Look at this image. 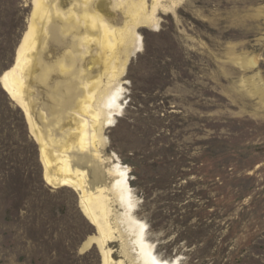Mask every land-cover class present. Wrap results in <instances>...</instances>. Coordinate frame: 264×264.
<instances>
[{
    "label": "rangeland",
    "instance_id": "1",
    "mask_svg": "<svg viewBox=\"0 0 264 264\" xmlns=\"http://www.w3.org/2000/svg\"><path fill=\"white\" fill-rule=\"evenodd\" d=\"M40 1L41 17L35 0H0V79L31 45L32 22L46 29L21 96L0 82V264H143L142 249L166 264H264V0H145L139 22L107 0L109 28L131 35L107 75L87 0ZM157 2L167 8L146 24ZM100 76L93 112L111 87L119 108L109 123L103 112L96 146L66 155L87 189H107L105 246L81 191L47 180L36 139L53 158L68 133L76 142L81 83ZM119 177L129 208L113 191Z\"/></svg>",
    "mask_w": 264,
    "mask_h": 264
},
{
    "label": "bare ground",
    "instance_id": "2",
    "mask_svg": "<svg viewBox=\"0 0 264 264\" xmlns=\"http://www.w3.org/2000/svg\"><path fill=\"white\" fill-rule=\"evenodd\" d=\"M106 1L107 0H93V1L87 0L88 3H86L87 8H88L87 15L88 16L90 15V17H92V20H91L92 22L100 23L99 28L103 32L102 38L100 40V44L103 46L105 51L102 52L101 54H99V53L96 54L94 56V60L96 61V63L100 64V70L103 72L104 75H107L108 70L111 69V67L109 66V63L114 62V60L116 61L118 56H120L121 52L125 49V46L127 44V37L129 34L128 30L130 29L128 25H127L128 27L126 26L127 28H125L123 31L109 28V26L107 25L105 18L103 16V14L105 12ZM136 1L130 2L129 0H118L119 6H121L123 8L126 7V13L127 14L131 13L130 14L131 20H133V19L136 20V18H138V16H140L146 10L145 0H143V1L138 0L137 2ZM155 1H159V0H155ZM35 3H36V11H37V13H39L40 17L43 14H47V12L49 10L46 9V6L44 4H42L40 0H35ZM154 5L155 6L152 7L153 10H152L151 14H149V17H148L149 21H147L146 24H149L151 21L154 23L158 21V19L155 17V14H156L159 7L162 6L163 8H167L166 6L162 5L159 2H157ZM138 22H139V18H138ZM128 23H129V21H128ZM66 26H68V25L66 24ZM79 28L80 27H77V29H79ZM45 35H46V29H45L44 25L42 26V22L41 21L40 22H38V21L32 22V24L29 28V32L27 33L26 38H25V42H26L25 45H27L29 43L28 42L29 40H32V41H30V42H32L31 45L29 44L27 48L22 46V49L20 50L19 54H17L18 56H17L16 62H15V65L9 71H7L2 76V78L0 79V82L3 83L5 89L9 93H11L12 95L21 96L22 88L24 85V82H23L24 73L30 74L31 72L35 71L36 67H38L37 65H38L39 60H40L39 55H41L40 54L41 53L40 48L43 47V44L45 41V39H44ZM130 39H131V37H130ZM121 56H122V54H121ZM72 59H74V57H72ZM116 70H117V68L115 69V72H116ZM110 72H111V70H110ZM117 73H120V71ZM32 74H35V73H32ZM89 75L90 74H88V76ZM112 75H113V73H112ZM117 75H119V74H117ZM92 80H94V79L91 77H88L87 80H83V82L81 83L83 85L84 93L81 96L82 98L80 100H78L77 110H74L75 111L74 113H76L79 117L82 118L81 122H79L78 125L73 126V128L76 131H78V133H79L77 141L73 143L72 142V135L70 133H68L66 135L68 137V141H67L68 143L64 146H61V149L58 150L59 154L58 155L56 154L55 156H57V157L53 158L51 153L47 150V147H46L47 144L45 143V141L42 138H40L39 136H36L37 137L36 139H38L40 141V143L42 144V146H41L42 147V160L46 166L45 176H46L47 180L51 183H54V184L56 181L59 180V182L61 184H69L71 186H74L75 189H78L81 191L82 200L81 199L80 200L82 201L81 203H83L82 207H84L85 212L88 214L87 216L90 217L91 221H93L98 227L99 234H100V238L98 237L99 238L98 243H101L102 246H105L107 241L112 239V234H113V231H112L113 228L111 227V225H110L111 223H109V219H108L109 214L111 212H110V209H109L108 204H107V198H108L107 194H106L107 189L104 186H97L94 188V190L87 189L86 188L87 179H88L87 171L82 170L80 168H72L70 163H69V159L66 155L68 153V151H70L72 148H74V145H77V147L82 149V150H85L86 148H88V145H90V144H92L93 146H96V144L98 143V140L100 138V133L102 132V129H103L102 128V124H103L102 114H103V112L107 111V113L110 117L107 120V122L109 123V121H111L110 119H111L112 113H114L117 110V108H119V107L116 108L114 105H116V102H118L117 101V98L119 97L118 91L120 92V90L113 88V87H111L112 88L111 89L107 84V86L111 90L110 89L108 90V88H105L106 91L103 93L104 97L100 98V96H99V98L102 100L103 107L102 106L99 107V108H101V110L98 109V107H97V109H98L97 111H101V112L100 113H98V112L94 113L93 112L92 104L95 102L94 97H96L98 92H101L102 90L104 91V89H102L104 87L100 86L102 84V82H101L102 76L97 77V80L95 82H92ZM114 80H116V79H114ZM90 87H92L91 90H90ZM101 95H102V93H101ZM107 98H109V99L111 98V100H109ZM22 103H23V107H24L26 113H29L30 112L29 108L24 104V102H22ZM96 103H98V101H96ZM100 105H101V103H100ZM94 110H96V109H94ZM62 113H64V112H60V116L63 115ZM74 121L75 120L72 121L73 125H74ZM69 126H70V124H69ZM88 127H90V129ZM90 130L92 133H90ZM91 134H92V140L90 139ZM99 145H100V143H99ZM53 150L57 151V148L55 147ZM54 164H56V168H54ZM108 173L111 175H116V174H118V171L116 169H112V170H109ZM65 175H68V176H65ZM69 175H71V176H69ZM95 179H98L97 176L95 177ZM113 191L115 192V195L124 203V205L127 206V208H129L130 205H132L131 200H130V195L128 194V191H127L123 177H119L118 179H114ZM112 200H113V198H112ZM111 207H112V205H111ZM94 239H92L90 241V243H88L84 247V249L89 248L91 243L94 241ZM139 250H140V244H139ZM142 251H143V256H144V259L142 261L143 264H166V263H160V262L156 261L155 259H153L152 257H150L149 252L151 251V249L148 250L149 251L148 253H147V250L145 251V249L144 250L142 249ZM142 257H141V260H142ZM107 261H108V259L106 257L105 262L107 263Z\"/></svg>",
    "mask_w": 264,
    "mask_h": 264
}]
</instances>
